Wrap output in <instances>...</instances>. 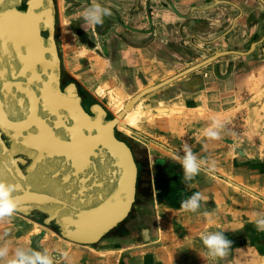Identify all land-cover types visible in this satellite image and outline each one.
Masks as SVG:
<instances>
[{"label": "crops", "instance_id": "obj_1", "mask_svg": "<svg viewBox=\"0 0 264 264\" xmlns=\"http://www.w3.org/2000/svg\"><path fill=\"white\" fill-rule=\"evenodd\" d=\"M62 1L56 0V13H60V9L63 12L65 4L63 6ZM96 3L109 8L111 14L103 18L100 27L87 22L81 28L93 31L96 41L84 33L91 38V47L119 72H139L147 77L156 75L160 80L168 76L167 69L186 68L214 51H244V44L248 48L252 42H258L252 53L259 46L264 52V41H261L264 37V0H82L79 3L82 16ZM229 62L235 73L238 62ZM215 63L219 65L221 60ZM261 66L264 68L263 63H256L243 69L241 65L242 74L237 76L239 87L245 84V79L257 86L259 79L254 75L259 73ZM259 90L263 91L264 86ZM255 98L259 104L258 95ZM261 126L260 131L256 130L257 134L264 133V124ZM263 147L253 141L241 144L246 153L257 159H261L258 155ZM180 172L178 176L174 173L150 174L146 166L143 168L139 198L144 204L140 203L139 210L142 212L148 206L147 201L153 199L156 212V224L149 228V240L141 238L134 244H122L125 245L122 249L108 242L94 248L95 244L76 243L55 234L62 245L56 261L59 264H264V230H259L255 224L256 210L251 208L253 217L243 224L236 206L231 205L236 197L234 189L220 184L215 187L217 181L210 175L213 173H198L192 180H185L183 170ZM150 187L152 190L148 191ZM196 192L203 194L201 207L195 213L183 210L181 200ZM2 230H7L10 236L17 235L15 222L0 221ZM50 231L54 234V230ZM214 231L223 232L232 241L224 257H210L202 243L201 236ZM133 248L136 250L132 256L126 253V249ZM12 254L10 251L6 259H11Z\"/></svg>", "mask_w": 264, "mask_h": 264}, {"label": "water", "instance_id": "obj_2", "mask_svg": "<svg viewBox=\"0 0 264 264\" xmlns=\"http://www.w3.org/2000/svg\"><path fill=\"white\" fill-rule=\"evenodd\" d=\"M56 11L55 0L0 3V60L5 63V71L12 69L19 78V110H23L13 117L0 114V180L18 185L13 193L20 197L16 212L29 217L32 211H39L45 215L43 224L53 221L61 237L95 244L128 217L136 200L138 168L130 147L115 134L111 124L114 117L107 118L105 108L97 102L90 105L91 114L88 113L74 83L61 88ZM257 43L252 42L246 51H214L135 93L124 109L138 98L210 63L216 75L223 78L226 75H220V64L215 62L230 53L246 55ZM227 66L230 73L231 62ZM70 85L75 91L72 103L66 97ZM94 107L100 109V116ZM1 133L9 138L10 146ZM12 149L14 154L23 153L32 159L26 172L18 164V160L26 162L21 156L14 158L13 168L7 163L3 151ZM201 167L224 177L205 165ZM224 178L264 200L258 193ZM66 187L67 193L60 194V189ZM25 205H30L29 209L24 210ZM141 233L143 240L149 239L148 228H143ZM38 239L33 242L36 250H39Z\"/></svg>", "mask_w": 264, "mask_h": 264}, {"label": "rangeland", "instance_id": "obj_3", "mask_svg": "<svg viewBox=\"0 0 264 264\" xmlns=\"http://www.w3.org/2000/svg\"><path fill=\"white\" fill-rule=\"evenodd\" d=\"M62 2L63 6L65 4L63 12L60 9V13H56V41L63 63H65L64 66L72 71L74 75L72 78L77 81L80 87L82 89L86 87L91 93L89 102H97L104 106L110 117L114 116L112 109L115 110L118 105L126 103L141 88L158 83L182 70L167 69L168 76L158 80L156 75L147 77L139 72L129 74L112 69V63L109 60L105 61L107 58L101 53H96L90 42L88 43L86 38L81 37V34L87 33L86 35L93 37L92 40L96 41V36L90 28L89 30L81 28V26L87 25V21L80 12L82 9H80L79 3L82 0H63ZM242 47L245 49L244 51L248 49L247 44ZM218 60H221L219 73L222 76L226 75L225 77H218L213 64L210 63L189 76L178 78L145 95L136 103V105L138 104L136 109L139 110L136 124L132 125V129L129 131H123L122 134L131 142L137 143L145 149L147 155L149 153L147 160L143 162V168L146 166L150 174L156 172L157 174L171 175L174 173L175 176H178L182 171V161L181 156L176 153L184 154L185 145H188L198 159L206 161L202 165L264 197V155L262 154L264 152V133H256V130L260 131L261 125L264 124V103H261L264 98H260L264 97V90H259L264 86L260 84V82L264 84V68L261 66L258 70L259 73L254 75L255 79H259L256 82L257 86H252L245 79V84L239 87L240 81L237 80V76L242 74L241 65L243 69H247L256 63L264 64L262 46H259L254 54L252 51L246 55L230 53ZM231 60L238 62L235 73L232 70L227 73L228 61ZM252 71L249 70V72ZM254 72H257V69H254ZM186 77L192 78L186 80ZM257 95L259 104L256 103L257 101L255 102ZM214 117L220 119L225 125L221 130L220 139H210L204 134L205 130L211 126ZM127 135L133 136L136 140L127 137ZM247 141H253L254 144H260L263 147V151L261 150L258 155L262 160L252 157L251 153H246L241 148V144ZM168 147L175 150L176 153L169 150ZM213 161L215 167H211ZM209 173L211 172L203 167L199 171V175H209ZM210 175L217 181L215 187L220 184L236 191V197L233 200L235 203L232 202L231 205L236 206V213L243 224L253 217L251 208L256 210L258 216L264 215L263 199L230 183L224 177ZM140 185L139 182L138 188ZM67 187L60 189L59 193H67L69 190ZM175 187H177L176 184ZM147 189L151 191L152 187ZM139 197L138 193L127 221H125L130 223L131 220H136L132 230L129 226H125L127 223H123L125 225H121L115 230L118 239L114 242H111L113 240L104 242L115 244L118 246L115 248L122 249L125 246L122 244L129 242L134 244L141 240L140 229L142 227L151 228L156 224L154 200L147 201L148 206L140 212V203L143 202ZM258 216L253 219H257ZM39 219H42V215L39 216ZM0 221L15 222L17 227V235L13 234V236H10L7 230L0 231L1 245L9 244L12 253L17 247L36 249L33 242L38 237L39 250L48 249L54 256V264H59L56 258L60 254L59 249L62 248V245L59 244L61 239H58L56 235L61 236L52 226L43 225L41 220L36 221L18 212H15L10 219L6 218ZM125 228L129 229L131 234ZM50 230H54V234ZM98 244L100 243H96L93 247L96 248ZM68 245L71 244L68 243ZM134 250L136 249H126V253L132 256ZM117 255H115L116 258Z\"/></svg>", "mask_w": 264, "mask_h": 264}, {"label": "clouds", "instance_id": "obj_4", "mask_svg": "<svg viewBox=\"0 0 264 264\" xmlns=\"http://www.w3.org/2000/svg\"><path fill=\"white\" fill-rule=\"evenodd\" d=\"M110 14L109 8L96 3L88 7L83 15L89 24L100 25L103 23V18ZM135 119L137 117H134ZM224 126V123L220 119L214 117L211 126L205 130L204 134L210 139H220L221 130ZM180 159L182 161L181 166L185 180H192L198 175L202 164L206 163V161L198 159L197 155L193 153L191 147L188 145H185L184 155ZM211 167H215L214 161ZM17 189L18 185L0 180V220L10 219L18 209L20 197L13 196V193ZM203 199V194L196 192L181 200V208L185 211L195 213L201 207V201ZM209 222H211V219ZM255 224L259 230H264V215L258 216L255 219ZM201 240L207 249L208 255L212 258L224 257L232 245V241L220 231L207 232L201 236ZM9 252L10 248L7 244L0 245V262L2 264H54V256L48 249L40 251L30 247H17L12 254V258L6 259Z\"/></svg>", "mask_w": 264, "mask_h": 264}, {"label": "bare ground", "instance_id": "obj_5", "mask_svg": "<svg viewBox=\"0 0 264 264\" xmlns=\"http://www.w3.org/2000/svg\"><path fill=\"white\" fill-rule=\"evenodd\" d=\"M8 1L10 3L15 2V0H8ZM1 2H2V0H0V3ZM4 64L5 63H3V61L0 60V80H1V82H0V101H1L0 114L6 115V117H8V116L13 117L17 114H20V111H23V110H19L20 102H21L20 101L21 98L19 95H21V91H20L21 89L18 87L19 86V78L16 76L17 74L15 75V73L12 71V69H9V70L7 69L5 71V68H4L5 65ZM1 68H2V70H1ZM147 87H149V86H147ZM147 87H145V88H147ZM145 88H143V89H145ZM143 89H141V90H143ZM66 97H67L68 102H71V103L75 99V91L73 89V86L70 85L67 87ZM140 98H138L136 101H134L132 104H130V107H128L127 109H124V105L127 102L123 103L121 105H118L117 108H115V110L112 109V112L114 113V116H113L114 118H113V121L111 122V124H113L114 131L116 128L118 131H121V132L126 131L127 132L130 129H132L131 128L132 125L136 124V122L138 120L137 114L139 113V110L136 109L138 106V104L136 105V103H138ZM114 107H116V106H114ZM94 110H95L97 116L101 115L100 109L98 107H94ZM26 111L27 110L25 109V112ZM107 117H109V116L107 115ZM134 117H137V119L134 120ZM126 144H127V142H126ZM3 154H5L7 163L11 166V168H13L14 162H15V160L13 158L14 157L13 156L14 150L12 149L11 151H8V152L3 151ZM29 206L30 205H25L22 208L24 210H27V209H29Z\"/></svg>", "mask_w": 264, "mask_h": 264}, {"label": "flooded vegetation", "instance_id": "obj_6", "mask_svg": "<svg viewBox=\"0 0 264 264\" xmlns=\"http://www.w3.org/2000/svg\"><path fill=\"white\" fill-rule=\"evenodd\" d=\"M81 37L86 38L88 40V43L89 42L91 43V40H89L88 37L85 34H81ZM57 46H58V43H57ZM58 52H59V55L61 57V75H60L61 88L63 89L66 85H68L70 83H74L75 86H76V89H77V93H78V95L81 98V104H83L82 105L83 108L89 113L90 112L89 111L90 110V105L92 104V102L91 103L89 102L90 99H91V96H90L91 93L88 91V89H86V87H85V89H82V87H80V85L77 83V81L72 78L74 76L73 73H72V71H70L69 69L65 68V66H64L65 63H63V58H62L61 52L59 50V46H58ZM1 70H2V68H1ZM0 82H1V80H0ZM0 104H1V101H0ZM106 112H107V115L109 116V112L107 110H106ZM90 114H91V112H90ZM107 118H111V117L109 116ZM115 134H116V136L118 138L122 139L124 142H127V145L130 147V149H131V151L133 153V156L135 158V161H136V164H137V168H138V173H137V192H136V199H137L138 193L140 192V190H142V189H140L138 187H139L140 177H141V174H142V171H143V162L147 160V156L148 155H147L145 149H143L137 143L131 142L129 139L125 138L126 136L124 137V135L122 134V132H119L116 128H115ZM1 137L4 139L6 145L7 146H10L9 138L6 137L3 133H1ZM127 137H131L132 139L136 140L133 136L127 135ZM13 156H14L13 158L21 156V157H23L25 159V161H26L25 163H21L20 160H18V164L22 168V170L24 172H26V167L32 162V159L29 158V157H27L23 153H16V154H13ZM40 215H42V219H39V216ZM44 216L45 215L43 213L34 210V211H32V215L29 216V217H31L32 219H34L36 221H40L41 220V223L43 224L42 220H43ZM127 218L122 223L118 224L116 227H114L112 230H110L97 243H102L105 240L106 241L113 240L111 242H114V240L118 239L117 236L115 235V230H116L117 227H120L121 225H125L127 223V222H125V221H127ZM123 223H125V224H123ZM135 224H136V220L133 219V220H131L130 223L128 222L125 226H129V228L132 230V227ZM47 226H52V228L55 229L58 232V229H57V227H56V225L54 224L53 221L49 225H47ZM143 228H145V227H142L140 229L141 238H142L141 230ZM146 228H148V230H149V227H146ZM125 229L127 231L129 230L127 228H125ZM128 233L131 234V231L128 232ZM119 237H121V236H119ZM123 237H125V236H123Z\"/></svg>", "mask_w": 264, "mask_h": 264}]
</instances>
